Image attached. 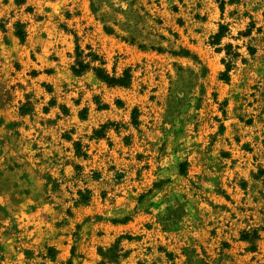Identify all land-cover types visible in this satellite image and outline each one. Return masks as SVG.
Masks as SVG:
<instances>
[{"label": "rangeland", "instance_id": "rangeland-1", "mask_svg": "<svg viewBox=\"0 0 264 264\" xmlns=\"http://www.w3.org/2000/svg\"><path fill=\"white\" fill-rule=\"evenodd\" d=\"M0 264H264V0H0Z\"/></svg>", "mask_w": 264, "mask_h": 264}, {"label": "trees", "instance_id": "trees-1", "mask_svg": "<svg viewBox=\"0 0 264 264\" xmlns=\"http://www.w3.org/2000/svg\"><path fill=\"white\" fill-rule=\"evenodd\" d=\"M18 35L23 39L24 38V31L18 32ZM83 51L78 48V64L74 66L75 72H83L87 69L89 65L84 63L83 61ZM97 75L104 81L109 84H120V85H127L129 84L130 74L128 71L124 72V75L117 76L116 74L111 75L106 69L104 68H96Z\"/></svg>", "mask_w": 264, "mask_h": 264}]
</instances>
